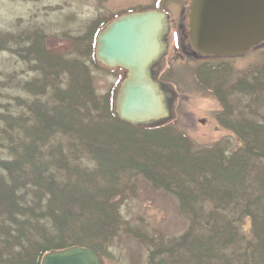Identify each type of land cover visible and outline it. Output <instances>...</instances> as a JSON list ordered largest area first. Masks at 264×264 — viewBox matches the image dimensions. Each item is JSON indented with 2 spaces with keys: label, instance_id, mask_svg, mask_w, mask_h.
I'll list each match as a JSON object with an SVG mask.
<instances>
[{
  "label": "trees",
  "instance_id": "16d2710c",
  "mask_svg": "<svg viewBox=\"0 0 264 264\" xmlns=\"http://www.w3.org/2000/svg\"><path fill=\"white\" fill-rule=\"evenodd\" d=\"M125 14L98 17L56 48L40 32L0 35V50L35 74L22 84L32 99L14 98L18 109L0 113V148L8 151L0 158V264H41L49 252L73 246L107 256L121 229L150 248V262L166 254L176 264H264V121H256L264 109V64L232 84L229 63L198 65L196 82L220 102L218 121L242 145L196 149L173 119L138 125L118 115L127 71L99 61L97 40ZM96 70L115 78L103 95ZM163 74L169 78L171 68ZM243 94L257 104L256 117L228 120L238 112L232 97ZM138 177L179 200L189 231L159 243L127 227L120 202L136 194ZM246 218L249 235L241 228Z\"/></svg>",
  "mask_w": 264,
  "mask_h": 264
},
{
  "label": "rangeland",
  "instance_id": "374dc122",
  "mask_svg": "<svg viewBox=\"0 0 264 264\" xmlns=\"http://www.w3.org/2000/svg\"><path fill=\"white\" fill-rule=\"evenodd\" d=\"M189 5L190 0H0V35H32L40 32L47 36V46L56 48L63 45L68 36L82 35L98 17L157 6L159 10L170 14L166 16V33L162 37L164 50L150 66L165 110V116L158 121L173 119L196 149L221 143L230 150H237L242 140L234 130L218 121V116L223 114V107L196 82L194 72L204 62H227L232 66L229 77V83L232 84L246 72L264 64V43L246 54L229 58H208L197 54L186 39ZM170 68L172 75L161 79ZM27 70L28 64L15 53L0 50V113L18 109L14 98L32 99L22 89L23 82L35 75ZM95 76L97 90L103 95L115 78L97 70ZM232 102L235 105L238 103V112L246 111L247 114L238 116L237 112L229 116L228 120L235 122V119L251 120L256 117L251 111L258 110V107L256 103L252 104L251 96L235 95ZM259 113L257 116L262 118L256 121L261 123L264 121V109L261 108ZM7 152V149L0 148V158H7ZM120 203V212L127 221V227L140 230L149 237L154 236L159 243L162 238L167 241L190 230V220L182 212L179 200L167 192L154 189L141 177H138L136 194ZM206 210L210 211L212 207L206 204ZM241 228L249 235L251 220L246 218ZM120 231V237L109 247L107 256H102L103 264H162V259H165L163 264H176L166 254H157L155 263L150 262V248L125 233L124 229ZM151 248L156 250L155 247Z\"/></svg>",
  "mask_w": 264,
  "mask_h": 264
},
{
  "label": "water",
  "instance_id": "95a60500",
  "mask_svg": "<svg viewBox=\"0 0 264 264\" xmlns=\"http://www.w3.org/2000/svg\"><path fill=\"white\" fill-rule=\"evenodd\" d=\"M188 41L203 56L233 57L264 43V0H191ZM166 16L158 11L130 14L99 36L97 55L107 66L123 67L117 110L121 119L148 125L165 116L162 95L150 66L162 55ZM41 264H102L90 248L73 246L46 254Z\"/></svg>",
  "mask_w": 264,
  "mask_h": 264
}]
</instances>
